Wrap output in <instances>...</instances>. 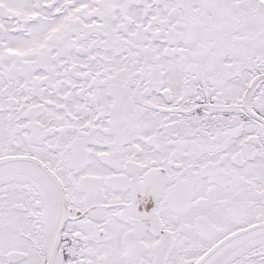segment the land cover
<instances>
[{
    "label": "snow or ice",
    "instance_id": "6c2138e0",
    "mask_svg": "<svg viewBox=\"0 0 264 264\" xmlns=\"http://www.w3.org/2000/svg\"><path fill=\"white\" fill-rule=\"evenodd\" d=\"M0 264H264V0H0Z\"/></svg>",
    "mask_w": 264,
    "mask_h": 264
}]
</instances>
